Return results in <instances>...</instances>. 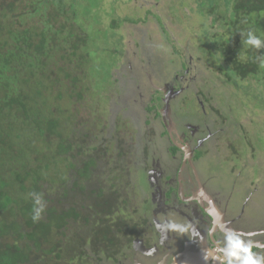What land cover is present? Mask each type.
<instances>
[{
  "label": "trees",
  "instance_id": "16d2710c",
  "mask_svg": "<svg viewBox=\"0 0 264 264\" xmlns=\"http://www.w3.org/2000/svg\"><path fill=\"white\" fill-rule=\"evenodd\" d=\"M227 1L228 17L221 16L227 35L219 40L220 50L217 40L207 49L208 58L227 88L219 95L244 111L251 103L255 106L247 100L264 101V67L257 60L264 48L244 50L240 32L251 28L264 40V0ZM82 6L78 0H0V264H119L126 262L132 241L152 234L145 232L153 209L151 195L141 200L147 204L140 209L142 202L130 203L132 193L122 184L143 177L150 194L153 152L144 159L137 131L140 142L131 157L125 130L127 117L134 116L124 111L119 123V108L113 118L107 111L112 106L109 87L120 82L115 71L129 78L132 71L120 69L123 64L118 54H111L112 45L99 48L102 37L96 41L94 31H102L93 25L98 23L95 9L89 6L85 13ZM123 23L113 24L112 30ZM178 58L187 73V60ZM252 80L263 88L259 97ZM171 83L153 86L159 97L145 109L156 120H162L156 102L164 103L163 90ZM191 86L182 95L208 101L207 84L198 96ZM126 104L120 105L123 110ZM216 113L224 119L222 111ZM153 144L167 146L162 140ZM177 151L173 146L170 154L177 156ZM33 193L40 194L39 205ZM36 208L41 209L40 219L34 222ZM140 212L145 221L128 219L127 213Z\"/></svg>",
  "mask_w": 264,
  "mask_h": 264
},
{
  "label": "rangeland",
  "instance_id": "374dc122",
  "mask_svg": "<svg viewBox=\"0 0 264 264\" xmlns=\"http://www.w3.org/2000/svg\"><path fill=\"white\" fill-rule=\"evenodd\" d=\"M78 2L83 5L81 9L85 13V8L89 6L95 9L97 14L95 19L98 23L95 22L93 25L97 30L102 31L98 35L94 31L96 41H100L102 37L103 46L99 48L106 49L108 45H112L111 54L114 56L118 54L117 61L123 64L120 69L127 67L132 71L131 78L120 76L115 71L116 78H119L120 82L109 87L107 96L110 97L112 106H108V118L111 116L113 118L116 107L119 108L118 115H120L116 116V121L119 123L118 118H123L124 111L126 115L134 116L132 120L127 117L130 125L125 130L131 157L140 142L139 136H136L137 131H141L142 140L139 150L144 151V159L148 152V155L153 152L148 172V180L151 181L150 194L146 195L148 184L144 182L143 177L136 179V176L132 175L135 178L123 181L122 185L125 187L128 184L127 192L132 193L129 196L130 203L135 199L140 203L141 200L147 199L148 195L153 194L154 207L159 211L160 217L166 216L173 207L166 201L168 188L165 182L172 177L171 183L176 185L183 154L179 153L177 156L166 154V146L158 145L157 148L153 144H157L160 140L167 143L168 139L163 136L166 126L160 119L156 120L154 114L146 113L145 106L159 97L153 86L172 82L170 86L165 87L166 89L163 88L165 89L163 91L167 93L179 78V80L183 79L180 81H183L185 88H189V84L193 83L191 88L193 87L192 90L197 96L206 84L210 89L208 101L201 100L205 108L200 100L195 101L193 94L185 96L182 95L184 91L179 93L180 90L178 91L179 100L175 101L178 103L177 111L181 107L185 115V118H181V124L189 123L187 119L191 120L192 126L188 125L189 130H192L193 134L195 130L196 139L194 140V136L190 133L192 137L189 142L193 140L203 142L201 151L197 154L200 159L197 164L199 175L212 179V186L216 189L212 191L218 193V199L223 205L228 204V208L235 212L232 214H236L240 221L251 220L254 227L260 228L264 224V110H259V107H264V101L261 102L257 98L247 100V102H253L255 106L252 107L251 103L244 111H241L238 109L239 105L235 108L228 97L219 95L226 94L227 88L223 82L224 78L216 76L218 71L213 72L207 51L208 48H213L215 40H217L216 50H220L222 41L219 40L227 35V30L224 28L226 25L221 21V16L228 17V1L78 0ZM155 15L161 18L163 24ZM262 16L264 17V14ZM126 19L135 23L126 22ZM122 22L124 23L121 28L117 26L115 30H112L113 24L120 25ZM263 28L264 26L261 25L262 32H264ZM104 30L109 31L103 33ZM105 35L109 36L113 43L106 42ZM115 45H118L116 48L120 52L117 53L114 50ZM94 49L97 54H100L98 47ZM217 53L222 58V53L220 51ZM178 57L187 60V73H183L182 59ZM212 81L217 84L213 85L210 83ZM251 82L254 93L260 94L262 86L258 87L255 80ZM136 86L138 88L135 89ZM261 96L264 98L263 95ZM121 104H126L128 109L123 110ZM156 104L158 105V102ZM92 105L98 106L91 104L90 107ZM163 107L164 103L161 102L160 108ZM216 110L223 112V120L217 115ZM82 111L85 112L87 109ZM133 121L138 122L132 124ZM124 129L125 126L122 130ZM126 148L127 151L128 148ZM131 157L127 161H130ZM124 173L128 175L127 171ZM146 204L142 202L138 208L141 209ZM162 204L165 205L164 208ZM177 206L186 213V205L178 203ZM127 216L135 224L146 219L142 212L127 213ZM199 238L202 239V237ZM188 242L189 244L185 245L187 251L191 248L190 239Z\"/></svg>",
  "mask_w": 264,
  "mask_h": 264
},
{
  "label": "flooded vegetation",
  "instance_id": "af4514ba",
  "mask_svg": "<svg viewBox=\"0 0 264 264\" xmlns=\"http://www.w3.org/2000/svg\"><path fill=\"white\" fill-rule=\"evenodd\" d=\"M176 81L173 87L163 94L165 97L163 108H160L161 103L158 102L162 114L161 121L166 126V139L169 142H167L166 154L171 153L173 146L178 149V154H183L176 185L171 183L172 177L165 182L168 188L166 198L169 195L166 201L173 207L166 216L160 217L159 211L154 207V195L151 194L153 209L149 218L150 224L145 227V232L152 230V234L149 236L145 234V238L132 241L126 262L121 261L119 264H203L204 262V264H221L220 250L224 247L225 233L229 230L243 234L245 240L253 241V251L264 256V224L258 228L253 226L251 220L240 221L236 214H232L235 212L228 208V204L223 205L218 199V193L212 191V189L216 190L212 186V179L199 175L197 164L200 159L197 154L200 153L203 142L194 141L195 130H193L194 134L191 133L192 130H189L188 126L189 124L192 126L191 120L187 119L189 123L181 124V118H185V115L181 107L177 111L178 103L175 101L179 97L178 91L185 92L188 88L183 86L179 78ZM170 102L174 106L170 105ZM200 103L205 108V104L202 101ZM190 133L194 136L191 143ZM181 146L190 151L188 158ZM177 202L186 205V213L177 206ZM164 206L162 204L163 208ZM196 234L203 238H199ZM189 239L191 248L187 251L185 245L189 244ZM184 249L185 251L181 252ZM113 263L108 262V264Z\"/></svg>",
  "mask_w": 264,
  "mask_h": 264
},
{
  "label": "clouds",
  "instance_id": "9594fccd",
  "mask_svg": "<svg viewBox=\"0 0 264 264\" xmlns=\"http://www.w3.org/2000/svg\"><path fill=\"white\" fill-rule=\"evenodd\" d=\"M240 35L242 37L244 50L248 47L257 50L264 48V40L256 34L255 30L250 28L246 33L241 31ZM244 50L242 52H244ZM257 60L259 66L264 67V55H259ZM32 195L36 197L35 202L39 205L40 194L33 193ZM40 211L41 209H34L35 214L32 217L34 222L40 219ZM170 227H175V225H170ZM224 240V247L220 250L222 253L220 257L221 264H264V256L253 251L254 242L245 240L243 234L229 230L225 233Z\"/></svg>",
  "mask_w": 264,
  "mask_h": 264
},
{
  "label": "water",
  "instance_id": "95a60500",
  "mask_svg": "<svg viewBox=\"0 0 264 264\" xmlns=\"http://www.w3.org/2000/svg\"><path fill=\"white\" fill-rule=\"evenodd\" d=\"M180 148L183 149L184 147L181 146ZM183 150L186 151V153H187V157H186V158H188L189 155H190V153H189L190 151L188 150V148H187V149L184 148ZM186 160H187V159H186Z\"/></svg>",
  "mask_w": 264,
  "mask_h": 264
},
{
  "label": "bare ground",
  "instance_id": "6f19581e",
  "mask_svg": "<svg viewBox=\"0 0 264 264\" xmlns=\"http://www.w3.org/2000/svg\"><path fill=\"white\" fill-rule=\"evenodd\" d=\"M231 64V63H230ZM242 84V83H241ZM96 147V146H95ZM197 152V151H196ZM125 164V163H124ZM111 167V166H110ZM14 186V185H13ZM203 194V193H202ZM63 199V198H62ZM63 202V201H62ZM69 205V204H68ZM122 205V204H121ZM37 209V208H36ZM223 224V223H222ZM25 239V238H24ZM22 241V240H21ZM17 242V241H16ZM59 248V247H58ZM66 256V255H65ZM86 257V256H85ZM82 258V257H81ZM60 260V259H59ZM58 261V260H57ZM85 261V260H84ZM43 262V261H42ZM17 264V263H16Z\"/></svg>",
  "mask_w": 264,
  "mask_h": 264
}]
</instances>
